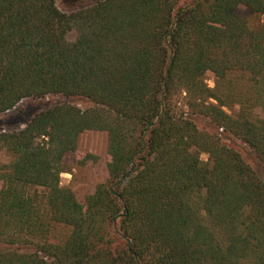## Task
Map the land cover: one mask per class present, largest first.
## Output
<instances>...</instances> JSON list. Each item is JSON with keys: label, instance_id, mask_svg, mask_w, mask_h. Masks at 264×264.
<instances>
[{"label": "trees", "instance_id": "16d2710c", "mask_svg": "<svg viewBox=\"0 0 264 264\" xmlns=\"http://www.w3.org/2000/svg\"><path fill=\"white\" fill-rule=\"evenodd\" d=\"M55 1L0 0V114L48 94L89 105L0 130L13 157L0 165V264H264V174L218 131L264 169V0H98L69 13ZM241 5L263 16L257 30ZM85 130L107 133L109 160L82 204L60 174Z\"/></svg>", "mask_w": 264, "mask_h": 264}, {"label": "rangeland", "instance_id": "374dc122", "mask_svg": "<svg viewBox=\"0 0 264 264\" xmlns=\"http://www.w3.org/2000/svg\"><path fill=\"white\" fill-rule=\"evenodd\" d=\"M96 1L98 0H56L55 3L59 10L69 13L78 8L93 4ZM236 14L245 21L250 30H257L263 23L262 15L251 12L245 6H238ZM74 35V31H70L68 38L73 39ZM204 79L208 86L213 87L215 85L216 79L211 71H207L204 74ZM229 80V85L236 93L244 94L248 91V85H246L245 80L240 79L238 75H231ZM65 101L72 102L81 108L89 105L85 99L65 97L60 94H48L43 98H24L13 108L0 114V130L22 128L35 112ZM183 102V100L179 102V107L182 111L191 114L190 116L193 117L198 130L212 133L214 128L209 118L200 114H192ZM253 112L259 116L262 115L258 107H255ZM218 131L221 132L220 137L223 143L236 150L245 163L255 172L259 175L264 174L263 167L247 144L230 133L224 132L221 129ZM12 158V155L5 148H0V165L8 164ZM200 158L206 162L208 155L201 152ZM108 160L107 133L101 130H85L78 136L76 149L66 153L63 158V168L65 171L60 174V184L69 187L73 191L76 199L84 204L87 196L94 192L96 186L108 179ZM5 186L6 182L0 178V189H3ZM31 189L33 190L34 188L31 187ZM36 190L39 198L43 199L44 189L38 187ZM68 233V227L57 226L52 232V238L61 240Z\"/></svg>", "mask_w": 264, "mask_h": 264}]
</instances>
